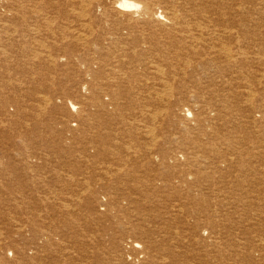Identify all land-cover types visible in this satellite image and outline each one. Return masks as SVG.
Segmentation results:
<instances>
[{"label":"rangeland","instance_id":"1","mask_svg":"<svg viewBox=\"0 0 264 264\" xmlns=\"http://www.w3.org/2000/svg\"><path fill=\"white\" fill-rule=\"evenodd\" d=\"M106 1L112 7L113 3H116L118 0H106ZM37 34L38 33L26 32L20 35L19 32H17L15 34L16 35L15 38H16V43L18 41L17 43L18 47H15V49L13 50L10 48L0 47V230L1 233L6 234L5 237L7 238V241H5V243L11 244L13 246L19 244L22 248H25L26 247L25 244L29 242L40 243V245H42L45 243L44 238L47 240H51V244H53L52 249L53 252L55 253L43 254L44 257L42 258V262H44V264H65L67 259L68 260L70 259V261L73 259L72 262H76L74 264H81V263L86 264L87 262L88 263L91 262L90 264H96L97 261H100L101 262L100 264H130L129 260L126 259L125 257L124 242L125 241L127 242L125 243L126 244L125 246L128 247V250L130 251L129 246H131V243L134 240L141 242L140 246L141 245L146 246V248L148 245L152 246L149 254L150 256L147 255V257H145V259L151 257L150 258L152 262L151 264H206L207 259H210V257L207 256V253L208 254L211 253V255H213L212 260H215V257H218L220 255L217 254L218 251L220 252L224 248L226 249V251L228 248H230L232 251V248L234 247L237 251L241 252V255L243 249H246L247 247L246 251L250 249L249 253H252L254 257L256 256V258L260 260L259 262L256 263L263 264L264 263V248H263L264 247V229H263L264 228V160H263L264 159L263 158L264 128L263 127L264 126L263 125L264 124L261 123L257 127L258 138L262 140V141H260L259 139L255 140L259 142V145L252 146V143H254L255 141L249 143L248 139L245 138L246 140L244 139L243 142L248 141L247 143L243 144L241 142V144H236L235 146L237 147V150L233 153H232L233 150L232 151L230 150L231 153H229L228 149L230 148V144L228 145L225 144L220 146L221 148H219L221 152L222 151L226 152V155H221V157L210 156L212 155V153L211 152L208 153L207 151L202 153L200 148H198V146L196 147V145L194 144L193 138L194 140H196V138H199V140L201 139V142L203 143H210L214 140L213 138H211L213 137L212 135L219 131V132H223V134H225V136L228 137V139L236 135L240 139V136L238 134H235V132H238L237 129H234L236 127V124L245 123L246 120L248 121L246 116L249 115V113L253 110H256L258 113L260 112L261 113L260 115L264 117L263 115L264 95L259 94V92L262 91L264 84L262 85L259 84L260 86L258 87L256 86L257 89L256 87L254 88L253 86L250 87L254 91H256V96L253 97L256 103H254L252 107H249L246 100L249 97L246 98V95L244 93H245V89L247 91L249 90V86L251 84L249 81L245 80L244 81L245 83L243 82L244 84L243 92L240 93L238 91L237 94L235 93L230 97L224 98L225 100H227V98L230 100L224 111L226 115L223 113L224 118L222 117L221 121L215 120L211 124L209 123V121L207 122L203 121L204 116L201 115L200 111H197V113H193L192 116L191 115L188 116L185 115L184 113L177 112L175 110V107L171 105L177 103L180 99H184L183 102L186 105L187 103H190L189 101H191L190 105L192 104L195 105L196 103V106L198 107L197 103H199L200 101L209 102L210 100L212 102L214 101L213 103H216L215 101L221 100V98L217 99V97H213V96L211 97L204 96L205 98L200 97L203 99H198V98L194 99L193 97H191L192 99L190 100L189 95L183 97L180 96L178 92L170 93L166 99L167 103L169 104L167 107L160 105L158 107L156 106V108L161 111V114H163L162 119H158L156 121H153V119L150 116H148L149 115L148 110L146 112H143L141 105L142 102L141 100L137 99V102H132L130 106L126 105V109L122 113L123 118L121 117L122 114L120 113V120H112L111 118H108L105 124L106 130H108L107 127H110L114 133L125 129V127L126 129L129 127L126 130L128 132L127 134H129L130 136H133L134 134L135 138L133 140L126 139L124 142H122V146L123 149L125 150V153L121 155H117L115 151L114 152L112 151L113 153L107 155L109 156V158L104 157L100 160L101 161L100 163H102V165H100L96 158L98 153L94 151L95 149H93V147L89 144L92 143L95 147L96 145L97 146L99 145L98 143H96L97 140H95L97 135L96 130L99 129L97 123L96 122L93 123L94 120L93 121L90 120L92 126L89 127L87 123H85V125L83 126L82 125L80 126L78 122H80L79 121L80 118H82V120L85 117L86 118L84 120L88 119L89 116L87 117V115L91 114V112L89 111L86 112L83 111L85 109L84 103L92 100V98H90L91 95L88 94L86 89L88 88L91 82L94 83V81H99V79L103 76V74L101 73H96L98 70H94V73L90 74L88 72V68H87L88 66L86 64H83L82 58L85 56L95 58L100 54L106 57L107 54L106 51H104V42L96 40V45H95V42L92 41L95 36L91 37V39L89 40V36L87 35L88 40L91 42L90 44L89 43L76 44L75 41L68 34L56 35V36H52L49 34H38V35ZM2 35L4 34H1L0 37H5ZM85 36L86 35H84V38H87ZM262 36H264V33L262 34ZM262 36L259 37L258 43L264 47V40H261V38L264 37ZM96 37H102L103 39L113 38V36L110 35V31L108 29L98 30ZM35 41L45 42L48 48L47 49H44L42 47L40 48L39 44H38L39 47H37L36 46L37 42L35 43ZM98 42L102 43V49L100 50L101 52L96 53L97 50L94 47L98 46ZM91 44L93 48H91ZM106 44L108 45L109 41L105 42V47L107 46ZM25 45L28 46L25 47ZM146 46L147 45L136 49H132L134 50L133 52L131 50L128 52V50L122 47H117L115 49L117 52L114 50V57L108 66L111 65L110 67L114 69V67L115 68L117 67V64L115 63L116 61H118L119 58L122 59L123 57V61L127 62L129 59L130 60L133 59V57H135L136 55L137 56L143 55L146 58V60H148V58L152 56L153 57L151 58V60L158 59L157 52L145 55L147 50L144 49H146L145 48ZM247 48H251V47L247 46ZM70 50L73 51L72 54H70L69 52ZM118 51L120 55L118 54ZM246 51L248 50L246 49ZM171 52L173 53L174 51ZM41 53L45 56H51L53 54L52 56L55 55V57L60 59L62 62L60 64L59 63L55 64L54 66L45 64L46 60L43 58V55H41ZM147 55L150 56L147 57ZM11 60L14 62H12ZM110 67L108 69H112ZM164 70L167 72L165 66H164ZM261 70L262 69H259L258 72L263 74L262 73L263 71L261 72ZM140 73L142 74L143 72L141 71ZM259 73H257L255 76H257L258 79H261V74ZM165 74L166 75H161V74L158 75L160 81H157V83L155 81L149 80L155 77L156 75L154 76L151 75L150 77L149 74L147 76L148 78L147 81L145 80L146 81L145 84L146 85L150 84V86L152 85L154 86V84H156L155 85L156 87L161 88L163 86L162 84L163 80L164 81L166 80L168 82V79L171 80L175 76L177 78L179 77L178 74H172L171 76L169 73H165ZM247 75L248 74L244 73V76L247 77ZM176 77L175 79H177ZM179 79H181V76L179 77ZM160 93L161 90L159 89L158 94ZM39 98L41 102L45 98L48 99L52 98L48 110L46 111L45 109L43 111L40 110L41 104L40 103L37 104L39 102L38 101ZM169 98L171 99L169 100ZM260 99H262V101ZM101 100H105L107 103H110L111 97L109 95H104L101 98ZM127 100L128 99H125L124 97L123 99L120 100V103H122V105L124 102H125L124 104H128L129 100L128 101ZM221 103L222 102H220V104L216 103L218 105L217 108L219 110L222 109ZM231 103L234 105L232 106ZM257 103L258 105H256ZM70 104L72 105L74 104V106L76 105V108H78V110L72 111ZM199 105H201V103ZM92 108L93 110L95 109L94 107ZM132 110H134L135 112ZM162 110L164 111L162 112ZM175 111L177 112L176 114ZM131 112L134 114L133 115L134 117L132 116ZM143 113L144 116L146 115L147 117L146 116L144 117ZM159 115L160 114H157V117ZM231 116L232 117L234 116V118H232ZM230 117L231 119H233V121H231ZM122 119H125L126 122L125 121L122 122L121 121ZM165 119L166 122L164 125ZM199 119H201L202 122H199L200 121ZM227 121L230 122L228 123ZM235 121L237 122L235 123ZM205 123L207 125H205ZM232 123L235 125H233ZM158 124L161 125L159 126ZM131 125L134 127H136L137 125L139 129L137 127L136 128L139 130L141 135H139V132L137 130L136 133L134 131L131 132L130 129ZM162 125H164L165 128L164 133L163 130L162 132L160 130L162 128L161 127ZM183 125L186 127H184ZM221 125H223L224 127ZM216 126L218 127V129H216ZM149 127L151 129H154L152 130L153 132L155 131L153 135ZM38 128L39 130H37ZM145 129H147V131ZM180 130H182V133L184 132L183 135L182 133H180ZM211 130L213 132H211ZM146 134H148L147 137H145ZM40 135H44V137L47 136V138L45 137L46 140L49 138L51 139L46 141L47 144L46 143L39 144L41 142L38 139ZM187 135H189L188 136L189 139L188 137L184 138ZM167 137L168 139H166V142L168 143L166 142L162 143V139H165ZM151 139L152 140L156 139L155 141L158 142L156 143H154V141L151 142L152 141ZM175 139L176 141L174 142ZM169 141H171L172 143H169ZM188 142H193V143L188 144V146H186ZM159 143H161L162 147L160 146ZM172 146L174 148V151L187 152L185 153L186 156H182L178 153L179 160L181 162L179 164V167L177 169L175 168V171L172 170L173 162L171 163L169 162L168 164H163L158 159L155 160L153 168L142 171H138L133 166L131 168V165H133L134 162H137L139 165H143V166L147 165V160H148L147 157L149 156V154H153V153L157 154L160 152L162 153L165 149H166L165 151H167L168 148ZM211 148L215 149L214 145H212ZM251 148L252 149L257 148L259 153H262L260 159L254 158L253 154L250 152ZM116 149L117 146L115 147L114 150ZM195 152L198 155H196ZM95 154L96 156L94 157ZM190 155H193V157L192 156L190 157ZM206 157L209 158L210 160L206 159ZM222 159H227L229 161L231 165L230 168L225 167V165L215 166L216 162L217 164L218 163L221 164L220 161ZM183 162L185 163L183 164ZM245 162H247V164L251 165L253 168L246 170L245 172H240L239 168L243 164H245ZM2 164H4V166H2ZM99 165L102 166L103 168L106 167L105 168L106 170L109 168V170L111 169L110 171H114V172L117 170H121L122 173L126 172L131 176H134L135 180L140 185H143L141 183V180L148 175H150V177L147 178L146 184L150 180H152V177L156 175L167 176L166 179L173 181V183L177 185L179 184V186H182L181 187L182 190H180V196L182 198L179 196L178 194L179 192H177L178 190L175 191L171 189L170 190L165 189L163 193L149 192L150 196L143 195L142 193V190H144L143 188L129 189L124 186L120 191L103 190L100 187H102L103 184L106 185L105 183L106 181L103 179L102 180L95 179L98 176H91L92 174L95 175L96 171L99 172V169H97L100 168ZM186 165L189 167H187ZM185 167L186 169H183ZM79 169H81L80 172ZM73 170L75 171L74 174H73ZM194 170L196 173L194 172ZM191 171L193 174L190 173ZM209 172H215V176L208 175ZM61 173L63 175L65 174L63 177L64 179L66 178L65 180L67 181L70 180L69 182H71L72 180V183L82 182V178L84 179L83 181H85L87 179H90L89 177H91L93 181V177H94V181L91 183L89 187H92L91 191L94 194L95 192L97 193V191H99L98 195L96 196L97 198H95L92 192H89V190L86 191L85 189L86 191L85 192L84 189L82 190V188L77 189L76 186H72L71 183H70L71 184L70 188L65 187L64 184L63 187H65L66 190L59 189L58 186L60 185L56 187L54 182L59 181L56 178L57 175L58 177L59 175L60 177H62ZM88 173L89 175L91 173L92 174L87 178ZM75 174L76 175L79 174L78 175L79 179L77 176H75ZM204 177H206V179ZM202 178L205 180H202ZM186 182L193 185L198 184L197 186H201L197 188L200 189V191L197 193L199 195L201 193H204L208 195L205 197H209V198L212 197L210 198L212 200V203L203 207L200 204L201 202L199 203L190 202L189 200H186L185 197L186 193L189 192L187 189ZM111 193L116 195L119 201L112 204L113 211L103 210V208H101L100 211L99 209H94V210L88 209L89 204L86 203L90 199H92L91 202L95 200L94 205L96 206V204L101 202L100 199H105V200L108 199V196ZM173 194L177 195V197L171 198ZM78 195H80L79 196L80 198L78 197ZM53 196H60L62 198L74 196V198L72 197V199L74 200H72L71 205H73L72 203H76V204L73 205V209L71 210L68 219L69 221L74 222L76 227L71 226V228L64 229L63 231V228L60 223L59 212L57 210V207H52L49 210H44V211L37 208V206H39L40 203H44L47 198ZM198 197L199 196H197V198ZM182 202H184L186 206L183 208H180L179 206L178 207L175 206L177 208L175 209L174 205H181ZM187 204H190V206H188ZM227 204L228 206H230V208L227 206ZM25 206L30 207V210L31 208H33L32 211L35 213L30 214L31 211H28L25 208ZM236 206H240L238 207L239 209L236 208ZM189 207L194 209V211L196 212L194 214L196 218H194V216L188 213ZM127 208H129L128 216L126 211ZM89 210L91 212H89ZM216 210H217V214H216ZM231 211L233 213L235 211V214L233 215L234 224H232V226L233 225L235 226H233V229L230 230L231 233L234 231L233 232L234 235L233 234L231 235V233H226L227 229L230 226L228 225L229 223H226L227 213ZM242 212L245 214H243ZM89 216L93 218V221H90L92 222V224L87 225L85 224L86 223L85 220L89 219ZM116 216H119L118 217L119 220H116L114 226H112L111 229L106 231L119 238H122L121 244H119V242L116 241L115 242L113 241L114 242L113 243L109 239L110 235L103 232L100 227V222L109 223ZM124 216L128 217L130 224H125V222L122 223L120 221V217H124ZM7 217L18 218L23 222L24 227H26L29 230V232L26 231H24V233L22 232L25 237L28 236L26 237L27 239L19 240V238L15 237L17 236L16 234H18V232H15L9 221H7V223L4 222V220L7 219ZM238 219L240 220V222ZM204 220L211 222L212 225L208 227L207 225L204 224ZM255 223L258 225H255ZM248 226L251 228H249ZM124 227L127 231L124 229ZM133 227H141L145 229V231H147L148 235L150 236V237L148 236L149 239L148 237L145 236H143L142 238L141 236L134 235L133 232L131 231ZM243 227H246L244 228V231H243ZM255 227L256 230H250V229H254ZM15 228L17 230L21 229L19 224H16ZM239 228L241 229L239 230ZM66 231L68 232H67L66 240L63 241L65 242L64 244L62 241H58V239L62 238L61 237L62 233L66 234ZM218 234H222L224 238H221L223 236ZM76 235L78 239L74 238V236ZM88 236H91V238ZM32 237L40 240L31 241ZM130 237L131 239H128ZM223 239H225L226 245L221 246L222 243H225ZM15 241L16 244L14 243ZM22 241H26V243L23 244ZM235 241L238 242L236 243ZM60 242L62 243V245ZM85 242L87 245L85 244ZM242 242L245 244H243ZM71 243L73 244V246L71 245ZM77 244H79V248ZM113 244L117 245L116 246L118 248L117 253L114 252ZM217 244L219 246H217ZM80 245L81 246L83 245L81 249H80ZM88 245L89 247H87ZM75 246L78 249L77 248L74 249ZM68 249L69 251L67 252ZM44 250L49 252L50 248H45ZM60 250L66 251L65 253L61 254L62 257L60 254L57 253ZM251 250H253L254 252ZM214 251L216 254L214 253ZM104 252L106 253L105 254L106 256L104 255ZM94 253L100 254L101 257L100 258L94 257L93 255ZM5 254L6 251L4 249H0V264H7V261L13 263L15 257L12 254L10 255L8 251L6 256ZM194 255H196L195 256L196 258L193 257ZM51 256H53L55 259ZM131 257H133V255ZM222 257L226 258L225 256H221L218 259V261H220L221 264L233 263L230 260H229L230 262L227 261L226 260L227 258L224 259ZM232 259L235 260V258ZM142 261L143 259H141V262ZM18 264H31V262L28 259L26 260L25 258L19 260ZM37 264H40V262H38Z\"/></svg>","mask_w":264,"mask_h":264},{"label":"bare ground","instance_id":"2","mask_svg":"<svg viewBox=\"0 0 264 264\" xmlns=\"http://www.w3.org/2000/svg\"><path fill=\"white\" fill-rule=\"evenodd\" d=\"M263 28H264V0H118L116 3H113L112 7L106 0H0V35L4 34L2 36H5V37H0V47H2V48H10L13 50V49H15V47H18V45H17L18 41L16 43V38H15L16 37L15 34L17 32H19L20 35L24 34L26 32H33V33H38V34H49L52 36L67 35L68 34L75 41L76 44H79V43H83V44L89 43L90 44L91 42L89 40L91 39V37H94V36L95 37L92 41L95 42V45H96V40L104 42V51H106V54H107L106 57H104V55H101L99 53L100 55L96 56L95 58H91L89 56H85L82 58L83 64H86L88 66L87 68H88V72L90 74H93L94 70H98L96 73H101V74H103V76L99 79V81H94V83L91 82L89 84L88 88L86 89L88 94L91 95L90 98H92V100L84 103L85 109L83 111H85V112L89 111V112H91V114L87 115V117L89 116L88 119L84 120L86 117L83 120H82V118H80L79 119L80 122H78L80 124V126L81 125L83 126V125H85V123H87V125H89V127L92 126V124L90 123V120H92V121L94 120L93 123H95V122L97 123L99 129L96 130L97 132L95 131L97 134L95 140H97L96 143H98L99 145L98 146L96 145V147H95L92 143H89V144L93 147V149H95L94 151H96L98 153L97 156L95 154L94 157L96 156L97 161L99 162L100 165H102V163H100L101 162L100 160L104 157L109 158V156H107V155L113 153L114 151H115V153H117V155H121V154L125 153V150L123 149V146H122V142H124L126 139L133 140L135 138L134 134H133V136H130L129 134H127L128 132L126 130L129 128L128 126H127L128 127L127 129L125 127V129L114 133L110 127H107L108 130H106L105 124H106V121L108 120V118H111L112 120H120V113L122 114L125 111L126 105L130 106V104L132 102H137V99L141 100V102H142L141 105H142L143 112H146L148 110L149 115L147 113L146 114L148 116H150L153 119V121H156L158 119H162V117H163V114H161V111L159 109H157L156 106L158 107L160 105V106H166L167 107L169 104L167 103L166 99L170 93L178 92V94L180 96H183V97H186V95H189L190 100L192 99L191 97H193L194 99H197V98L203 99L200 97H204V96L205 97L206 96H210V97L213 96V97H217V99L221 98V100L215 101L216 103H219V104H220V102H222L221 103V107H222L221 110H219L217 108L218 105L216 103H213L214 101L212 102L209 99H208L209 102L208 101L207 102L200 101L199 103H197L198 107L196 106L195 102H194L195 105H193V104L190 105L191 101H189L190 103H187V105H186L183 102L184 99H180L175 104H172V105L170 104L171 106L175 107V110L177 112L184 113L185 115H188V116H190V115L192 116L193 113H197V111H200L201 115L204 116L203 121H206V122L209 121V123L211 124L215 120L221 121L222 117L224 118L225 108L227 107V104L230 101L228 98H227L228 101L225 100L224 98L230 97L231 95H233L235 93L237 94L238 91L240 93L243 92V90H244L243 89L244 88L243 82L245 80H247L250 82L251 85L249 86L248 91L245 89L244 94L246 95V98L249 97L248 99H246V98L245 99L247 100L249 107H252L254 105V103H256L255 99L253 98L256 96V91H254L250 87L253 86L255 88L256 86L258 87V86L264 84V47L258 43L259 37H261L262 34L264 33ZM100 29L101 30L108 29L110 31V35H112L113 38L112 39L111 38L103 39L102 37H96L97 32ZM84 35H86L85 37H87V38H84ZM87 35L89 36V40H88ZM262 37H264V36H262ZM261 40H264V38H261ZM106 41H109V44L108 45L106 44L107 46L105 47ZM35 43L37 44L36 45L37 47H39L38 46V44H39L40 48L41 47L44 49L48 48V46L45 42L35 41ZM92 44H91V48H93ZM48 45H50V44H48ZM67 45H70V44H67ZM145 45L148 46V47L146 46L145 47L146 49H144V50H147L145 55L157 52L158 54L157 53H155V54L158 55V59L151 60V58L153 57L152 56V57H149L148 60H146V58L143 55H141V56L136 55L135 57H133V59H131V60L129 59L127 62H125V61H123V57H122L123 55H122V56H120V57H122V59L119 58L118 61H116V63H115V64H117L116 68L114 67V69H113L112 67H110L111 65L108 66L114 57V50L117 47H122V48L128 50V52L130 50L133 52L134 50H132V49L143 47ZM196 45H198V46H196ZM26 46H28V45H25V47ZM247 46H250L251 48H247ZM94 48L97 50L96 53L101 52L100 50L102 49V43L98 42V46H95ZM118 49H120V48H118ZM246 49L248 51H246ZM171 51H174V52L172 53ZM69 52H70V54L73 53V51H71V50ZM118 54L120 55L119 51H118ZM131 54H134V53H131ZM41 55H43V54L41 53ZM52 55L51 56L43 55V58L46 60L45 64L54 66L55 64H58V63L60 64L62 62L60 59L55 57V55L54 56H52ZM148 56H150V55H147V57ZM115 58H118V57H115ZM10 59H12V58H10ZM12 62H14V61H12ZM164 66H165L167 72L164 70ZM109 67L112 69H108ZM258 68L262 69L261 72L263 71L262 72L263 74L258 72L259 71ZM141 71L143 72L142 74L140 73ZM165 73H169L170 76L172 74H178L179 77L181 76V79H179V77L177 78L175 76L178 80L175 79V77H173L171 80L168 79V82L166 80L165 81L163 80L162 81L163 86L161 88L156 87L155 86L156 84H154V86L153 85L150 86V84H147V85L145 84V82L148 79L147 76L149 74H150V77H151V75L157 76V77L152 76L153 78L149 79V80L155 81L157 83V81H160L158 75H160V74L166 75ZM244 73L248 74L247 77L244 76ZM257 73L261 74V79H258L257 76H255ZM165 78H166V76H165ZM246 86H248V85H246ZM257 87H256V89H257ZM157 88H159L161 90L160 94H158L159 89H157ZM259 94L264 95V87H263L262 91L259 92ZM104 95H109L111 97L110 103H107L105 100H101V98ZM124 97H125V99H128L129 101L127 100L128 104H124L125 103L124 102L122 105V103H120V100L123 99ZM242 97H244V96H242ZM170 99L171 98H169V100ZM260 100L262 101V99H260ZM38 101L39 102L37 104H39V103L41 104L40 105L41 108L39 107L40 110L43 111L45 109V111H46L49 109V105H50V102L52 101V98H49V99L45 98L42 100V102L39 98ZM261 101H260V104H261ZM200 103H201V105H199ZM238 103H240V102H238ZM70 105H71L72 111L78 110V108H76V105L75 106H74V104L73 105L70 104ZM233 105L234 104H232V106ZM256 105H258V103ZM92 107H94L95 109L93 110ZM132 109H134V108H132ZM91 110H93L94 112ZM164 110H162V112ZM232 110H234V109H232ZM132 111H134V110H132ZM176 111H175V114L177 113ZM230 112H231V110H230ZM257 113L258 112L256 110H253L249 113V115L246 116L248 121L246 120L245 123H248V124L239 123V124H236V127L234 126L235 127L234 129L238 130V132H235V131L234 132H235V134H238L240 136V139L237 135L232 136V137L230 136L231 138L228 139V137H226L225 134H223V132L218 131L212 135L213 137H211V138H213L214 140L210 143H203V142H201V139L199 140V138H196V140H194V138H193V142L196 145V147L198 146V148H200L202 153L206 152V151L208 153L211 152L212 155H210V156H213V157L214 156L215 157H217V156L221 157V155H226V152H223V151L221 152L219 149V148H221L220 146L225 145V144H227V145L230 144V148L229 149L227 148V149H228L229 153H231L230 150L231 151L233 150L232 151V153H233L237 150V147L235 146L236 144H241V142L244 144V143H247L248 141H249V143H251V142L255 141L256 139L257 140L259 139L257 127L261 123L264 124V117L262 115H260L261 114L260 112L258 114ZM157 114H160V115L157 117ZM244 114H246V113H244ZM133 115L134 114L132 113V116ZM263 115H264V112H263ZM143 116H144V113H143ZM121 117L123 118V114ZM231 117H230V119H231ZM124 118H125V116H124ZM232 118H234V116ZM199 120H200L199 122H202L201 119H199ZM121 121L123 122V121H125V119H122ZM231 121H233V119H231ZM237 121H235V123ZM165 122H166V119L164 121V125H165ZM222 122H224V121H222ZM180 124H182V123H180ZM164 125H162L161 126L162 128L160 129L161 132L163 130V133L165 132ZM201 125H202V123H201ZM205 125H207V124L205 123ZM223 125H221V126H223ZM233 125H235V124H233ZM233 125H232V127H233ZM155 126H154V128H155ZM136 127H137V125H136ZM136 127L131 125V128H130L131 132L134 131L136 133V130L139 132V130H138L139 128L137 127L138 128L137 129ZM184 127H186V126H184ZM260 127H262V126H260ZM140 128H142V127H140ZM216 129H218L217 126H216ZM37 130H39V128ZM145 130L147 131V129H145ZM152 130H154V129H151V131ZM182 130H180V133H182ZM212 130H211V132H213ZM215 131H217V130H215ZM154 132L153 131L151 132L152 135ZM199 132H201V131H199ZM170 133H171V131H170ZM183 133H182V135H183ZM229 134H230V132H229ZM139 135H141L140 132H139ZM147 135L148 134H146L145 137H147ZM189 135L185 136L184 138L188 137ZM201 135H202V133H201ZM232 135H234V134H232ZM176 136H177V134H176ZM45 137L47 138V136H45ZM45 137H44V135H40L38 137L39 141H41L39 144H45L47 140L51 139V138H49L46 140ZM206 137H208V136H206ZM245 138L248 139L247 142H243ZM166 139H168V137L165 139H162V143L166 142ZM188 139H189V137H188ZM252 139H254V140H252ZM95 140H93V141H95ZM151 140H148V141H151ZM155 140H152L151 142H153V141H154V143L158 142ZM175 141H176V139L174 140V142ZM190 141H192V140H190ZM260 141H262V140H260ZM193 142H188L186 146H188V144H191ZM166 143H168V142H166ZM169 143H172V142L169 141ZM159 144L161 146V143H159ZM154 145H157V144H154ZM212 145H214L215 149L211 148ZM255 145H259V142L255 141L254 143H252V146H255ZM116 146H117V149L114 150ZM100 147H102V148H100ZM185 148H187V147H185ZM165 150L162 153L160 152L157 154H154V153L149 154V156L147 157L148 158L147 165L143 166V165H139L137 162H134V164L131 165V168L133 166L138 171L147 170V169L153 168L155 160L158 159L163 164H168L169 162L170 163L173 162L172 163V170L175 171V168L177 169L179 167L180 162H181L179 160V154L182 156H186L185 153H187V152L186 151H184V152L183 151H179V152L174 151L173 146L168 148L167 151H165ZM193 150H194V148H193ZM250 152L253 154L254 158H257V159H260V156L262 155V153H259L257 148H255V149L251 148ZM195 154H196V152H195ZM196 155H198V154H196ZM191 156L193 157V155H190V157ZM191 159H193V158H191ZM206 159H209V158L206 157ZM203 161H205V160H203ZM216 161H219V160H216ZM186 162H188V161H186ZM207 162H209V161H207ZM184 163L185 162H183V164ZM220 163L221 164H219V163L217 164V162H216L215 166L225 165V167H228V168H230V166H231L227 159H222L220 161ZM2 166H4V164H2ZM202 166H203V164H202ZM187 167H189V166H187ZM190 167H192V166H190ZM105 168L100 166V168H97V169H99V172L96 171L95 175L92 173H91L92 175L90 174L91 176H98L97 178H95L97 180L103 179L106 181L105 182L106 185L103 184V186L100 187L103 190L120 191V190H122V188L124 186L129 188V189L143 188L144 189V190H142L143 195H149V196H150L149 192L163 193V191L165 189H168V190L171 189V190H175V191L178 190L177 192H179L178 194L180 196V190H182L181 189L182 186H179V184L177 185V184L173 183V181L166 179L167 176L156 175V176L152 177V180H150L146 184L147 178L150 177V175H148L141 180V183L143 185H140L135 180L134 176H131L130 174H128L126 172L122 173L121 170H117L114 172V171H110L111 169L109 170V168L107 170ZM252 168L253 167L251 165H249V164H247V162H245V164H243L239 168V171L245 172L246 170H249ZM183 169H186V167ZM74 170H73V174L75 173ZM195 170H194V172H195ZM76 171H78V170H76ZM80 171H81V169H79V172ZM111 173H113V174H111ZM190 173H192V171ZM197 173H199V172H197ZM61 175H62V177H60V175L58 177V175H57L56 179L59 181L54 182L56 187L58 185H60V186H58L59 189L66 190L65 187L70 188L71 184H72V186H76L77 189L82 188V190L84 189V191L86 189V191L89 190V192H92L91 191L92 187H89V186L94 181V177H93V181H92L91 177H89L90 176L89 173H88L87 178L89 177L90 179L83 181L84 179L82 178V182H75V183H72V180H71V182H69L70 180L69 181L65 180L66 178L65 179L63 178L65 174L63 175L61 173ZM78 175L75 174V176H77L79 179ZM208 175H214L215 176V172H209ZM176 176H178V175H176ZM55 177H56V175H55ZM197 177H199V176H197ZM204 178L206 179V177H204ZM78 179H76V180H78ZM205 179L202 178V180H205ZM215 180H217V179H215ZM185 181H187V180H185ZM192 182H194V181H192ZM64 184H65V187H63ZM186 185H187V189L189 191L188 193H186V196H185L186 200H189L190 202H198V203L201 202L200 204L203 207L212 203V200L210 199L212 197H210V198L205 197L208 195H206L204 193H201L199 195L197 193L200 191V189H197V188L201 187V186H197L198 184L193 185V184H190L187 182H186ZM71 189H73V188H71ZM94 190H97V189H94ZM84 191H83V193H84ZM98 193H99V191H97V193L95 192V194L92 192V194L95 198H97L96 196L98 195ZM181 193H183V192H181ZM167 194H168V192H167ZM79 196L80 195H78V197ZM197 196H199V197L197 198ZM241 196H243V195H241ZM72 197L74 198V196L67 197V198H62L60 196L49 197L45 200L46 203L45 202L40 203L39 206H37V208L44 211V210H49L52 207H57V210L59 212L60 223H61V226H62L63 231H64V229L71 228V226L76 227L75 223L69 221V219H68L69 214L71 213V210L73 209V205L76 204V203H72L73 205H71L72 200H74V199H72ZM174 197H177V195L173 194L171 196V198H174ZM220 199H222V198H220ZM91 200L92 199H90L86 203V204H89L88 209H90V210L99 209V211L101 208H103V210L113 211L112 204H114L115 202H119L118 198L113 193H111L108 196V199H106V200L100 199L101 202L99 200L100 203L96 204V206L94 205L95 200H93V202H91ZM187 205L190 206V204H187ZM230 205H232V204H230ZM175 206H177V207L179 206L180 208H183L186 206V204H184V202H182L181 205H174V207ZM227 206H228V204H227ZM228 207L230 208V206H228ZM228 207H226V208H228ZM238 207H240V206H236V208H238ZM25 208L28 211H31L30 214L35 213L32 211L33 208H31V210H30V207L25 206ZM34 208H36V207H34ZM128 209L129 208H127V210H126L127 216H128ZM175 209H177V208L175 207ZM188 209H189L188 213L191 214L192 216H194V214L196 213L194 211V209H192L190 207ZM90 210H89V212H91ZM231 212L227 213L226 223H229L228 225H230V226L227 229L226 233H231L230 230L233 229V226H235V225L232 226V224H234L233 223V221H234L233 215L235 214V211H234V213L233 212L231 213ZM240 213H238V214H240ZM216 214H217V210H216ZM243 214H245V213H243ZM246 214H248V213H246ZM218 215H220V214H218ZM127 216L120 217V221L122 223L125 222V224H130V221L128 220ZM118 217L119 216H116L109 223L100 222V227H101V230L103 232L110 235L109 239L112 242L116 241V242H119V244H121L122 238H119V237H117L113 234H110L106 231V230L111 229L112 226H114V224L116 223V220H119ZM170 218H172V217H170ZM194 218H196V217L194 216ZM166 219H168V218H166ZM7 221L10 222V224L13 227V229L15 230V232H18V234H16L17 236H15L16 238H19V240L20 239L21 240L27 239L26 237H28V236L25 237L23 235V233H24V231L29 232V230L26 227H24L23 222L20 219L14 218V217H7V219H5L4 222L7 223ZM85 221H86L85 224H87V225L92 224V222H90V221H93V218L91 216H89V219H86ZM211 221H212V218H211ZM207 222H209V221L204 220V224L207 225L208 227H210V225H212L211 222H209V223H207ZM239 222H240V220H239ZM16 224H19L21 229L17 230L15 228ZM235 224H237V223H235ZM255 225H258V224L255 223ZM253 226H254V224H253ZM256 227L254 229H250V230H256ZM244 228H246V227H243V231H244ZM249 228H251V227H249ZM124 229H125V227H124ZM218 229H220V228H218ZM240 229L241 228H239V230ZM131 231L133 232L134 235L141 236L142 238H143V236H145V237L149 236L147 231H145V229H143L141 227H133L131 229ZM247 231H249V230H247ZM67 232L68 231H66V234L62 233V235H61L62 238L58 239V241L63 242L64 240H66ZM233 232L231 233V235L233 234ZM237 232H239V231H237ZM235 233H236V231H235ZM242 233H241V235H242ZM218 235L223 236L222 234H218ZM224 235H226V234H224ZM5 236H6V234L1 233V230H0V249H4L6 251V254L8 251L10 253V255L12 254L15 257V260L14 261L12 260L13 263L7 261V264H14V263L18 264L19 260H22L25 258H26V260L28 259L31 262V264H37L38 262H40V264H44V262H42V258L44 257L43 254L55 253V252H53V249H52L53 244H51V240H47L44 238L45 243L42 245H40V243H34V242L26 243V241H22L23 244L26 243L25 244L26 247L22 248L19 244H16V241L14 242L16 244L15 246L5 243V241H7V238ZM88 237L91 238V236H88ZM149 237H148V239H149ZM74 238L78 239L77 235L74 236ZM221 238H224V236ZM128 239H131V237ZM188 239H189V237H188ZM33 240H40V239H36V238L32 237L31 241H33ZM223 240L225 242V239H223ZM63 243L65 244V242H63ZM98 243H99V240H98ZM100 243H101V241H100ZM125 243H127V242L126 241L124 242L125 257H126V259L129 260L130 264H151L152 263L150 260L151 257L145 259V257H147V255L150 256L149 254H150V251L152 248L151 245H148L146 248V246H142V245L140 246L141 242L134 240L131 243V246H129V248H130V251H129L128 247L125 246L126 245ZM85 244H86V242H85ZM239 244H240V242H239ZM243 244H245V243H243ZM61 245H62V243H61ZM71 245L73 246L72 243H71ZM77 245L79 248V244H77ZM83 245H84V243H83ZM222 245H226V242L222 243L221 246ZM82 246L80 245V249L82 248ZM116 246L117 245L113 244L115 253L118 252V248ZM217 246H219V245L217 244ZM87 247H89V245ZM229 247H231V246H229ZM243 247H244V245H243ZM45 248H50V251L49 252L45 251L44 250ZM75 248H77V247L75 246L74 249ZM209 248H211V247H209ZM227 248H228V246H227ZM60 249H61V247H60ZM83 249H85V248H83ZM229 249L230 248H228L226 251V249L224 248L222 251H220V252L218 251L217 254L218 255L220 254V255L218 257H215V260H212L213 255H211V253H209V254L207 253V256H209L210 259H207L206 264H221L220 261H218V259L221 256H225L227 259L224 257H222V258L226 259L227 261H229V260L232 261L233 262L232 264H257L256 262L260 261L258 258H256V256L254 257V255L252 253H249L250 249H248L246 251L247 247H246V249H243L242 255H241V252H239L235 249V247L232 248V251H231V249L230 250ZM237 249H240V248H237ZM68 251H69V249L67 250V252ZM251 251H253V250H251ZM262 251H263V249H262ZM65 252H66L65 250H60L57 253L61 255ZM82 253H84V252H82ZM214 253H215V251H214ZM231 253H234V254H231ZM6 254H5V256H6ZM84 254H86V253H84ZM105 254L106 253L104 252V255ZM93 255L96 258L101 257L100 254H96V253H94ZM132 255H133V257H131ZM144 255H146V256H144ZM195 256L196 255H194L193 257H195ZM51 257H53V256H51ZM61 257H62V255H61ZM79 257H80V255H79ZM63 258H66V257H63ZM197 258H199V257H197ZM232 258H235V260H233ZM141 259H143V261L145 259V261L141 262ZM46 261H47V259H46ZM72 261H73V259L71 261H70V259L69 260L67 259L65 264L76 263V262H72ZM34 262H36V263H34ZM90 263L91 262H89L88 264H90ZM100 263H101L100 261H97L96 264H100ZM83 264H85V263H83Z\"/></svg>","mask_w":264,"mask_h":264}]
</instances>
